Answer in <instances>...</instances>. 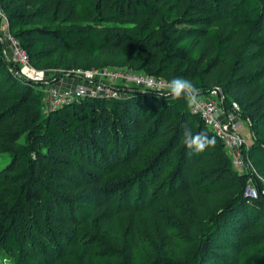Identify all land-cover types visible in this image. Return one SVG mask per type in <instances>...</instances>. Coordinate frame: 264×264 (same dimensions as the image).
Listing matches in <instances>:
<instances>
[{
	"label": "trees",
	"instance_id": "16d2710c",
	"mask_svg": "<svg viewBox=\"0 0 264 264\" xmlns=\"http://www.w3.org/2000/svg\"><path fill=\"white\" fill-rule=\"evenodd\" d=\"M0 10L34 67L53 58L64 68L71 53L108 55L138 73L188 79L199 97L218 85L221 108L236 98L252 134L243 157L264 175V0H0ZM8 61L0 43V152L10 156L0 169V264H264L259 182L234 169L184 98L117 85L119 96L44 110V83ZM185 126L215 145L189 154ZM247 182L256 196L244 193ZM176 194L189 214L173 216L193 235L182 257L163 227L148 260L132 227L122 241L110 229L115 217ZM214 197L221 205L211 212ZM106 236L121 257H109Z\"/></svg>",
	"mask_w": 264,
	"mask_h": 264
},
{
	"label": "built area",
	"instance_id": "2783aa9c",
	"mask_svg": "<svg viewBox=\"0 0 264 264\" xmlns=\"http://www.w3.org/2000/svg\"><path fill=\"white\" fill-rule=\"evenodd\" d=\"M0 43L2 44V54L15 64V73L31 82L44 83L43 109H54L62 104H66L84 95L116 97L121 94L117 85L125 87H137L152 91L167 90V83L149 74L138 73L131 69L125 71L108 69L76 68L67 71L66 76L75 84L72 88H61L52 85L51 79L44 71L32 66L24 50L19 46L17 40L8 29L7 21L0 10ZM52 81V80H51ZM222 94L212 89L208 94L199 97L198 107L191 108L192 112L198 113L203 123L209 127L223 142L229 153L233 166L242 168V171L250 172V161L245 159L242 148L246 149V142L238 132L239 116L238 105L231 101L229 106L222 109L220 100ZM258 190L252 182H247L244 193L248 196H256ZM260 193H264L261 189Z\"/></svg>",
	"mask_w": 264,
	"mask_h": 264
},
{
	"label": "rangeland",
	"instance_id": "374dc122",
	"mask_svg": "<svg viewBox=\"0 0 264 264\" xmlns=\"http://www.w3.org/2000/svg\"><path fill=\"white\" fill-rule=\"evenodd\" d=\"M222 33H226V29L219 27ZM61 63H63L64 68H59L55 66L53 58L47 59L42 62L38 67H35L38 70L44 71L47 74L48 80L52 85H58L61 88H72L73 82L71 79H68L66 74L67 71L75 70L76 68H89V69H108V70H118L125 71L130 68L122 64L123 58L118 57L117 59L107 56L99 57H84L80 53L69 54L61 56ZM67 72V73H66ZM165 83H168L163 78H160ZM210 90L219 89L221 94L220 87L218 85H211ZM233 98V97H232ZM236 101V98H233ZM232 100V101H233ZM237 104V101H236ZM238 105V104H237ZM239 111V110H238ZM238 132L241 134L243 140L246 142V147L251 141V132L247 127V122L243 119H239ZM10 156L7 152H0V169L8 163ZM234 169L237 171H242V168L234 166ZM250 173L257 179L259 182L258 185L261 189L264 190V175L257 170L256 166L250 162ZM252 180V179H251ZM169 200L166 204H159L153 208H149L148 211H143L132 216L124 214L120 217H115L114 222L110 229L118 232L120 236V241L125 239L126 232L132 227V230L135 232L136 237L140 240V245L144 251L145 257L148 260L150 257L157 254L160 250V238L159 230L160 227H163L165 230L171 232L173 236L174 248L178 256L182 257L183 254L190 251L193 247V235H188L181 224L176 222L178 218L173 216L174 212H179L180 214H189L188 206L186 203V196L184 194L169 195L167 197ZM221 205V200L217 197L211 199L208 209L212 212L218 209ZM208 210V211H209ZM118 238V237H113ZM107 242L105 246L107 249H110L111 256L119 258L122 256L121 249L117 248L115 244L109 241L106 236ZM106 241V240H105ZM118 251V253L116 252ZM113 260V259H112ZM88 264H105L103 260H89Z\"/></svg>",
	"mask_w": 264,
	"mask_h": 264
},
{
	"label": "clouds",
	"instance_id": "9594fccd",
	"mask_svg": "<svg viewBox=\"0 0 264 264\" xmlns=\"http://www.w3.org/2000/svg\"><path fill=\"white\" fill-rule=\"evenodd\" d=\"M166 87V96L171 98V100L175 101L184 98L189 109L199 106V89H197L190 80L184 78H174L167 83ZM182 142L189 150V154L193 151L200 153L209 146H214L215 138L209 137L206 131L193 134L192 130L185 126ZM5 264H7V261H5Z\"/></svg>",
	"mask_w": 264,
	"mask_h": 264
},
{
	"label": "water",
	"instance_id": "95a60500",
	"mask_svg": "<svg viewBox=\"0 0 264 264\" xmlns=\"http://www.w3.org/2000/svg\"><path fill=\"white\" fill-rule=\"evenodd\" d=\"M8 63L12 65V63L10 61H8Z\"/></svg>",
	"mask_w": 264,
	"mask_h": 264
}]
</instances>
